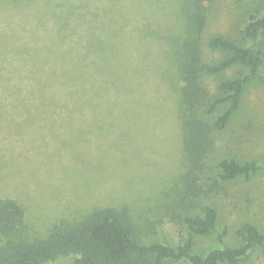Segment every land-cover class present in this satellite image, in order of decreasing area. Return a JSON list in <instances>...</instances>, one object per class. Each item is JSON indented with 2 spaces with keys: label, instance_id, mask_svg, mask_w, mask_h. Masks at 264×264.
<instances>
[{
  "label": "rangeland",
  "instance_id": "obj_1",
  "mask_svg": "<svg viewBox=\"0 0 264 264\" xmlns=\"http://www.w3.org/2000/svg\"><path fill=\"white\" fill-rule=\"evenodd\" d=\"M263 7L264 0L206 2L198 35L204 58L225 55L209 48V36L239 38ZM182 9V0H0V197L23 205L28 236L99 207L125 212L145 242L177 244L189 233L181 216L212 205L217 231L226 233L222 241L216 233L195 235L200 253L238 245L235 231L245 222L264 231V69L246 83L226 125L213 130V148L193 186L182 178ZM55 72L77 76L65 86H77L81 95L23 97L48 84L50 94L60 92ZM247 72L237 64L201 78L219 95L222 79ZM231 157L260 169L223 180L219 162ZM239 264H264V246Z\"/></svg>",
  "mask_w": 264,
  "mask_h": 264
},
{
  "label": "trees",
  "instance_id": "obj_2",
  "mask_svg": "<svg viewBox=\"0 0 264 264\" xmlns=\"http://www.w3.org/2000/svg\"><path fill=\"white\" fill-rule=\"evenodd\" d=\"M208 1L211 0H182L186 28L184 30L183 26L177 44L184 156L182 178L190 185L191 179L204 170V158L213 148V130L226 125L240 106L246 83L264 69V7L260 15L250 16L239 38L221 34L207 38L209 48L225 53L222 58L214 60L204 58L202 39L198 36L206 25L204 5ZM237 64L246 67L248 72L222 79L218 83L219 95L212 94L203 84V75L222 74ZM53 75L61 78L60 92L51 91L57 93L50 94L48 84L28 88L23 97L45 99L48 94L81 95L77 86H65L77 76L56 72ZM62 76H69V81L63 80ZM65 90L68 92L64 94ZM225 103V109L212 122L210 115ZM219 168V176L223 180H232L239 176L249 177L260 169V164L239 162L231 157L222 159ZM180 219L189 233L187 236L180 234L177 244L159 240L145 242L135 221L114 207L95 208L72 222L53 224L42 236L30 237L24 228L23 205L15 198L2 196L0 264H44L66 256L73 257L68 264H239L252 250L264 246V231L251 222H245L235 231L241 240L238 245L214 247L200 253L195 250V235L216 233L222 241L226 233V229L217 231V209L205 205L200 212L186 214Z\"/></svg>",
  "mask_w": 264,
  "mask_h": 264
}]
</instances>
